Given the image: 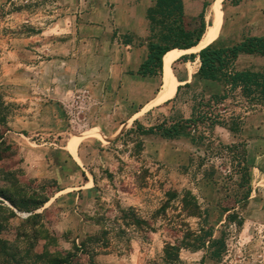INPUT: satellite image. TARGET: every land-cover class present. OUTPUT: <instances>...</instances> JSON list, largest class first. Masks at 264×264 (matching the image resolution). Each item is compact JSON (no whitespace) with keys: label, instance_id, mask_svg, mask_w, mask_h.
Segmentation results:
<instances>
[{"label":"rangeland","instance_id":"rangeland-1","mask_svg":"<svg viewBox=\"0 0 264 264\" xmlns=\"http://www.w3.org/2000/svg\"><path fill=\"white\" fill-rule=\"evenodd\" d=\"M218 1L206 10V21L213 13L217 24L212 41L221 23L218 40L229 45L264 36V0L235 7L224 1L223 14ZM191 3V11L200 9ZM116 6V0H0V264H35L34 252L74 253V243L106 235L110 245L97 248L90 263L78 254L82 264H264V89L250 97L237 90L214 106L239 132L210 133L199 124L191 129L197 138L204 133L199 144L164 139L155 128L165 118L190 119L194 97L208 100L216 83L199 76L196 60L175 62L182 54L176 53L169 71L177 89L179 72L194 79L190 89L162 101L165 70L131 75L147 59L149 22L148 36L123 31ZM97 7L101 13L93 15ZM134 48L146 53L132 57ZM249 63L262 68L264 59ZM245 151L252 194L237 208V226L223 209L235 201L231 155ZM184 190L209 210L215 237H224L220 261L206 250L176 248L180 236L166 219L178 212L162 208L168 193ZM188 222L196 229L199 221Z\"/></svg>","mask_w":264,"mask_h":264},{"label":"trees","instance_id":"trees-1","mask_svg":"<svg viewBox=\"0 0 264 264\" xmlns=\"http://www.w3.org/2000/svg\"><path fill=\"white\" fill-rule=\"evenodd\" d=\"M226 1H230L234 7L239 6L242 2V0ZM215 2H213L211 9ZM210 5V1L205 2L199 16L189 17L186 14L183 0H153L152 5L146 12V19L149 22L151 34L149 38V53L139 71L136 74L131 73V75L139 77H156L161 75L164 73L165 62L170 56L198 47L208 30L209 24L206 21V9ZM130 43L131 41L127 40L125 44L128 45ZM207 46L198 52V54L183 56L181 60L193 62L199 57L201 62L199 76L211 79L213 82L215 81L221 88V93L212 94L208 100H205L203 93L197 94L198 96L194 97L196 103L190 119L183 117L178 120L175 117L165 118L155 129L166 140L189 138L192 144H199L205 139L204 133L200 132L198 138L192 136L191 133V129L196 130L199 124L205 125L210 133L216 127L226 128L232 133L239 132L240 129L237 127L230 128L223 116L215 113L214 106L223 104L229 99L230 94L237 90L250 97L252 94L259 95L264 89V67L262 72H253L252 70L238 71L235 68V63L240 54L260 56L264 59V36H245L241 42L233 45H229L228 42L223 40H217L215 43ZM171 72L170 70V78L177 86L176 78ZM182 88L183 86L178 87L177 94H179ZM184 88L190 89L191 85L186 84ZM163 94L165 93L163 92L161 95ZM198 97L200 98L199 102H197ZM260 98V100H263L264 96ZM226 148L231 150L235 147ZM242 154L241 157L231 155V165L232 167L234 165V167L228 179L232 181L238 176L237 181H233L234 188L230 191V196L235 201L233 205L224 207L223 209L228 213L227 223H234L237 226L242 225V218L237 208L248 202L252 194L251 166L247 160L248 153L245 151ZM210 181L214 182V177ZM167 195V201L162 211L164 214H168V209L170 208L178 212L176 218L166 219V224L174 227L175 232L180 236V241H178L176 248L189 249L194 252L206 250L212 260L220 261L226 248L225 239L224 237H215L216 228L209 223V210L204 209L202 203H200L192 191L184 190L180 194L172 192ZM39 205H43V203ZM26 206H22L21 208L31 210ZM132 212L134 211L132 210ZM136 216L137 214H135V218ZM188 219H197L199 221L196 229L188 222ZM135 222L137 221L135 220ZM148 230L152 231V227L148 228ZM111 239L107 235L102 237H86L80 243H74V253L70 252L65 255L60 252L51 253L45 251L40 254L34 252L35 264H82L80 259H78V254L84 257L88 256L90 263L92 261L91 258L96 255L97 248L108 247ZM0 256H2V252ZM8 256L6 249V257ZM89 263L86 262L85 264Z\"/></svg>","mask_w":264,"mask_h":264},{"label":"crops","instance_id":"crops-1","mask_svg":"<svg viewBox=\"0 0 264 264\" xmlns=\"http://www.w3.org/2000/svg\"><path fill=\"white\" fill-rule=\"evenodd\" d=\"M208 1L215 2V0H208ZM208 1H204V0H183L184 5H185L186 14L188 16H195V17L199 16L200 13L203 10L204 3L208 2ZM217 1L218 0H216V2L214 4V6L212 7V9L215 7ZM224 1H226V0H222V2L220 3V5H221V13L222 14H223L222 5H223ZM116 2H117V6H116V10H115V13H116L115 17H116V23L118 24V26L123 31L129 32L132 35L136 34V35H138L140 37L141 36H145V34H144L145 31H146V18H145V16H146V12H147L148 8L152 5L153 0H134L131 3L132 5L129 4L131 2V0H116ZM191 2L195 3L194 6H195L196 9H197V5H198V7L200 9L191 11L190 10V8H191L190 6L192 4ZM212 4L213 3L211 2L210 6H212ZM220 5H218V6H220ZM103 11L105 12V10H102V12ZM100 13H101V10L98 7L94 8L92 10V14L93 15L100 14ZM213 19H214V14L212 13V17H211L210 22L208 23L209 25H208L207 28H209V26L213 25L212 24L213 23L212 22ZM147 33L148 32L146 31V35H147ZM218 39H219V35L217 37V40ZM128 47H131V46L128 45ZM139 49L137 50V49L134 48L129 54H131L132 57H136V56L139 57L140 55H143V54L146 53L145 49H143V50H141V49L139 50ZM193 50L192 51L190 50V51L193 52ZM187 54H190V53H186L183 56H186ZM194 54H198V53H194ZM181 58H179L178 60L180 61ZM245 58H247V59L248 58H256V59H258V58H261V57L260 56L248 55V54H240L238 60L235 63L236 70H238V71L252 70L253 72H262V68L264 67V64L262 65V68L261 67L254 68L252 63H249L248 65H244V60H247ZM178 60H176L175 62H177ZM195 60H196V64L201 65L199 57H197ZM178 78L180 80V85H182V86H185L186 84H190L191 85L192 82H193V79H194V75L190 74L189 71L187 70V71H184L182 73L179 72L178 73ZM212 88L217 89L218 92H220V90H221V88L218 85H216V84L211 85L208 89H212ZM218 92H213L212 94H217ZM262 116L264 118V111L262 112ZM263 130H264V126L261 127V130L259 132V134L261 136L264 135ZM78 150H79V147L77 148V151Z\"/></svg>","mask_w":264,"mask_h":264},{"label":"bare ground","instance_id":"bare-ground-1","mask_svg":"<svg viewBox=\"0 0 264 264\" xmlns=\"http://www.w3.org/2000/svg\"><path fill=\"white\" fill-rule=\"evenodd\" d=\"M222 2V0H219L218 1V4H220ZM213 22V21H212ZM221 27H222V23H221ZM221 27H220V30H221ZM216 28H217V24H216V22H215V25L214 26H209V28H208V30L206 31V33H205V35H204V37H203V39H202V41L200 42V48L201 49H204V47L206 48V45L208 44V43H210V41H212L213 39H214V37H215V35H216ZM219 33H220V31H219ZM219 35V34H218ZM217 40V38L215 39V41ZM215 41L214 42H212L211 44H213V43H215ZM210 44V45H211ZM210 45H208V46H210ZM207 46V47H208ZM201 51V50H200ZM199 51V52H200ZM189 52H191V51H185V52H180V53H182L181 54V56H183L184 54H186V53H189ZM181 56L179 57V58H181ZM178 58V59H179ZM173 59H174V56H170L167 60H166V62H165V67H164V70H165V78H166V80H167V84H168V96H166V97H163L161 100L162 101H168L173 95H175L176 94V92H177V86H176V83L170 78V75H169V73H170V71H169V69H170V65L172 64V62H173ZM177 59V60H178ZM165 93V92H164ZM161 94H159L158 95V97L156 98V99H158L159 98V96H160ZM155 99V100H156ZM154 100V101H155Z\"/></svg>","mask_w":264,"mask_h":264},{"label":"water","instance_id":"water-1","mask_svg":"<svg viewBox=\"0 0 264 264\" xmlns=\"http://www.w3.org/2000/svg\"><path fill=\"white\" fill-rule=\"evenodd\" d=\"M213 25L212 26H214L215 25V17H214V19H213V23H212ZM162 87H163V85H162Z\"/></svg>","mask_w":264,"mask_h":264}]
</instances>
